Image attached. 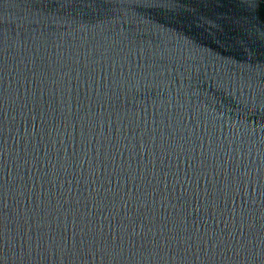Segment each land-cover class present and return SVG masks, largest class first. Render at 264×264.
<instances>
[{
    "label": "water",
    "instance_id": "1",
    "mask_svg": "<svg viewBox=\"0 0 264 264\" xmlns=\"http://www.w3.org/2000/svg\"><path fill=\"white\" fill-rule=\"evenodd\" d=\"M0 38L11 42L0 78L10 221L64 205L69 235L74 216L119 234L125 201L155 200L160 222L179 214L198 230L190 252L81 264H262L264 0H0ZM32 58L51 66L43 81L26 72ZM6 240L4 264H56L43 236Z\"/></svg>",
    "mask_w": 264,
    "mask_h": 264
},
{
    "label": "snow or ice",
    "instance_id": "2",
    "mask_svg": "<svg viewBox=\"0 0 264 264\" xmlns=\"http://www.w3.org/2000/svg\"><path fill=\"white\" fill-rule=\"evenodd\" d=\"M70 5L71 0H66ZM85 0H81L84 3ZM256 0H249V5H255ZM11 42H5L0 38V78L3 77L7 71L6 65V53L9 51V44ZM11 47L13 45L11 44ZM40 59H33L32 68H27L26 72H31L34 75L39 74L41 80L47 78V73L50 70V65L37 64L36 61ZM63 63V58L61 60ZM78 64V60H77ZM68 71L65 72L64 69ZM55 71V69H52ZM72 68L70 64L63 63L60 68V72L64 73L65 76H70ZM27 79V78H26ZM264 94V91H262ZM55 99L53 98V104ZM35 105V102H33ZM27 108V103L25 109ZM34 110V109H33ZM55 112V108H51ZM35 119V117H34ZM7 117L4 111V96L3 92L0 91V134H2ZM43 123V120H42ZM7 151L6 141L2 140L0 136V158L3 157L4 152ZM18 156V154H17ZM221 168L223 165L220 166ZM5 183H0V264H4V260L7 258L9 251H6V244H10V240H6L9 232L16 233L17 235H23L26 246L28 241L33 240L35 237L37 243L43 236L45 239V248L51 250L52 245L55 244L59 250L56 254V264H63L64 257H70L75 264H81L89 256L95 260L96 256L99 255L104 258L107 255H120L123 256L125 252L144 253L145 251L155 259L154 250L160 249L161 255L159 258L164 260L168 257V247H172V251L175 253L171 259L175 260L177 256L184 257L185 252H190L191 249H187L184 245L189 240H193L194 243H198V230L195 233L190 230L187 226L186 219L182 221L179 214L173 216H166L163 222H160L155 209V200L152 205H148L145 201L143 204L140 203L137 198L135 201V208L133 207L132 199L125 201V215L119 223V234L113 228L108 234H105L103 229L97 232L93 221L90 218L85 217L87 221L86 227H81L77 217H73L71 235H69L67 215L64 217L63 227H61L60 215L61 210L64 209V205L60 208H27L23 212L16 214V220L10 221L6 214L5 208ZM97 193L99 190H96ZM112 193V203L115 208V202L119 196V193L114 190H107ZM207 194V189H205ZM185 205L190 206V201L187 199V193L184 194ZM180 199V198H177ZM108 197L104 196L101 200L100 211L104 212ZM93 206H96L95 201ZM87 207V205H86ZM118 212V209H117ZM111 222L115 223L116 217H109ZM159 223V227H157ZM241 224H243V218H241ZM243 232V227L240 229ZM58 234V241H51L48 239L49 233ZM179 243L180 247L176 245ZM128 246V247H126ZM215 248V244L213 245ZM29 252L31 249L29 248ZM149 255L147 257L149 258ZM187 259V257H185ZM264 264V260H262Z\"/></svg>",
    "mask_w": 264,
    "mask_h": 264
}]
</instances>
